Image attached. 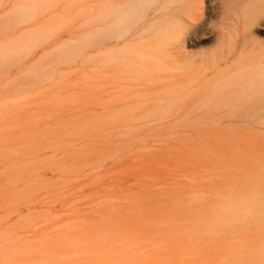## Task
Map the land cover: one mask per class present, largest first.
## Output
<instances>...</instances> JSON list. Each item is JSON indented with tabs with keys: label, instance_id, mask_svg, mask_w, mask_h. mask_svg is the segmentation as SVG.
<instances>
[{
	"label": "rangeland",
	"instance_id": "1",
	"mask_svg": "<svg viewBox=\"0 0 264 264\" xmlns=\"http://www.w3.org/2000/svg\"><path fill=\"white\" fill-rule=\"evenodd\" d=\"M262 53L264 0H0V264H264Z\"/></svg>",
	"mask_w": 264,
	"mask_h": 264
},
{
	"label": "bare ground",
	"instance_id": "2",
	"mask_svg": "<svg viewBox=\"0 0 264 264\" xmlns=\"http://www.w3.org/2000/svg\"><path fill=\"white\" fill-rule=\"evenodd\" d=\"M130 1L136 2L138 0ZM153 8L154 7L150 8V10ZM122 13L124 14L125 10H123V12L118 10V12H116V16L119 18L123 15ZM252 33L253 32L251 31L248 35L243 36V43L246 44L249 40L252 43H256L258 41L257 37L250 38V35H253ZM226 75L231 77L232 83L235 82V85H231L229 87L231 96H234L231 100H228V105L244 108L249 111H253L254 113L259 110V112L264 115V53L259 56L257 61L252 62L247 66L236 68L233 74H231V72H227ZM262 205L264 206V204Z\"/></svg>",
	"mask_w": 264,
	"mask_h": 264
}]
</instances>
